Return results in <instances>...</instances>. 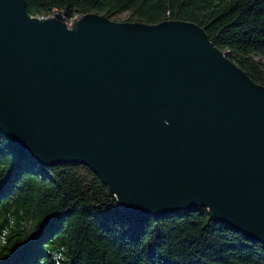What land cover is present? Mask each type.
I'll return each instance as SVG.
<instances>
[{
    "label": "water",
    "instance_id": "1",
    "mask_svg": "<svg viewBox=\"0 0 264 264\" xmlns=\"http://www.w3.org/2000/svg\"><path fill=\"white\" fill-rule=\"evenodd\" d=\"M0 133L42 167L89 169L128 214L202 208L264 245V87L195 24L0 0Z\"/></svg>",
    "mask_w": 264,
    "mask_h": 264
},
{
    "label": "trees",
    "instance_id": "2",
    "mask_svg": "<svg viewBox=\"0 0 264 264\" xmlns=\"http://www.w3.org/2000/svg\"><path fill=\"white\" fill-rule=\"evenodd\" d=\"M31 17L187 22L264 87V0H25ZM0 264H264V245L198 208L128 214L89 169L42 167L0 133Z\"/></svg>",
    "mask_w": 264,
    "mask_h": 264
},
{
    "label": "rangeland",
    "instance_id": "3",
    "mask_svg": "<svg viewBox=\"0 0 264 264\" xmlns=\"http://www.w3.org/2000/svg\"><path fill=\"white\" fill-rule=\"evenodd\" d=\"M127 14H122V15H120L118 18H117V22H120V23H122V22H125L126 21V19H127ZM67 23H70V22H68V20H67Z\"/></svg>",
    "mask_w": 264,
    "mask_h": 264
}]
</instances>
